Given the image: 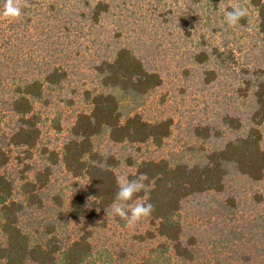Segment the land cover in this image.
Here are the masks:
<instances>
[{
  "label": "trees",
  "instance_id": "obj_1",
  "mask_svg": "<svg viewBox=\"0 0 264 264\" xmlns=\"http://www.w3.org/2000/svg\"><path fill=\"white\" fill-rule=\"evenodd\" d=\"M248 1L264 37V0ZM194 2L216 9L221 0ZM19 6L26 18L21 25L31 21L28 12L38 14L25 2ZM43 6L42 15L63 33L62 55L23 56L17 52L22 42L16 24L10 25L11 34L0 32V264H264V190L246 185L264 183L258 127L264 121V72L246 81L244 94L254 108L245 131L237 134L239 117L224 115L219 122L236 134L232 138L223 141V128L209 122L192 128L188 146L153 157L143 150L160 149L172 132L170 117L147 113L162 77L133 45L91 31L110 4L49 0ZM232 8L228 5L223 17ZM245 23L246 17L238 24ZM177 26L192 44V22L182 19ZM194 47H189L192 63L210 62L212 49L201 42ZM79 58L89 70L84 105L69 118L58 114L46 127L40 107L50 104L51 93ZM46 129L63 134L61 145L43 142ZM56 168L81 179V191L68 195L67 187H54ZM140 173L146 187L126 203L147 201L153 211L127 234L121 230L129 224L109 213L119 179ZM237 179L244 180L242 187ZM187 205L194 208L192 215L185 212Z\"/></svg>",
  "mask_w": 264,
  "mask_h": 264
},
{
  "label": "rangeland",
  "instance_id": "obj_2",
  "mask_svg": "<svg viewBox=\"0 0 264 264\" xmlns=\"http://www.w3.org/2000/svg\"><path fill=\"white\" fill-rule=\"evenodd\" d=\"M42 1L49 2L40 0V4L35 6L26 0H16L19 5L25 2L27 6L34 7L35 12L38 11L36 16L28 12L32 18L26 25H21L26 21L24 15L14 19L0 15V32L7 36L11 34L10 25L16 24L15 31L21 34L22 42L17 52L23 56L32 55L36 59L51 51L62 55L65 48L61 45L63 33L57 31L55 21L42 15ZM105 1L110 4V10L91 31L98 33V37L100 34L108 37L114 35L115 41L133 45L149 69L158 71L162 77V84L154 90L147 103V113L151 117H170L173 121L172 132L160 149L145 148L144 154L159 157L170 150L186 147L193 142L192 128L209 122L223 128V141L232 138L236 134L226 130L219 122L224 115L239 117L242 127L237 134L245 131L254 108L252 97L244 94L246 81H253L264 72V37L257 28L256 10L248 0H221L216 9L205 2L197 3L194 0ZM228 5L247 8L245 24L229 26L226 23L223 13ZM182 19L192 22V44L190 38L181 37L177 23ZM197 42L207 45L213 51L207 64L198 65L190 61L189 47L195 48ZM88 57L85 54L83 59ZM83 59L75 61L61 88L51 93L50 104L40 107L47 119L46 127L58 114L61 119L69 118L74 109L84 105L82 92L88 85L89 70ZM10 70L13 71V68L10 67ZM207 70L212 71L209 76H205ZM8 115L2 118L1 126L5 124ZM62 121L63 125L68 123ZM258 127L261 146L264 148V121ZM43 135V142H47L49 147L61 145L63 134L46 129ZM102 147L108 149L105 144ZM54 171V187H67L68 195L81 191V179L70 177L61 168ZM234 183L242 187L244 180L237 179ZM246 185L259 191L264 190V183L248 182ZM193 209L192 205H187L185 212L192 215ZM129 226L121 231L130 234L139 227L136 223ZM114 233L112 238L116 241L118 233Z\"/></svg>",
  "mask_w": 264,
  "mask_h": 264
},
{
  "label": "clouds",
  "instance_id": "obj_3",
  "mask_svg": "<svg viewBox=\"0 0 264 264\" xmlns=\"http://www.w3.org/2000/svg\"><path fill=\"white\" fill-rule=\"evenodd\" d=\"M7 18H19L21 16V8L16 0H4L3 10L0 12ZM248 15V10L240 5L234 6L231 10L225 11V21L229 26H235L239 21ZM147 179L146 175L140 173L135 179H127L121 177L118 181V190L116 192L115 200L111 205L112 216H119L128 224H135L142 218L151 215L153 211V204L147 201L136 203L134 207H130L126 202L133 199L134 195L143 190L146 185L144 181ZM130 207V212H129Z\"/></svg>",
  "mask_w": 264,
  "mask_h": 264
}]
</instances>
